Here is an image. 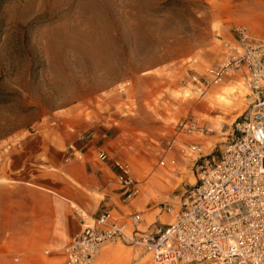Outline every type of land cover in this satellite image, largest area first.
Instances as JSON below:
<instances>
[{
	"label": "rangeland",
	"instance_id": "rangeland-1",
	"mask_svg": "<svg viewBox=\"0 0 264 264\" xmlns=\"http://www.w3.org/2000/svg\"><path fill=\"white\" fill-rule=\"evenodd\" d=\"M242 30L264 38V0H0V154H66L77 134L140 114L150 133L132 135L156 148L139 154L135 176L146 199L170 200L195 181L196 164L154 153L174 123L193 117L201 129L185 138L215 152L249 108L238 73L199 88L190 79L223 60Z\"/></svg>",
	"mask_w": 264,
	"mask_h": 264
},
{
	"label": "built area",
	"instance_id": "built-area-1",
	"mask_svg": "<svg viewBox=\"0 0 264 264\" xmlns=\"http://www.w3.org/2000/svg\"><path fill=\"white\" fill-rule=\"evenodd\" d=\"M234 73L242 77L251 99L249 108L234 118L229 139L215 152H202L197 142L185 138L201 129L185 116L161 147L194 155L195 181L170 200L155 203L157 211L144 227L138 226V210L116 216L105 209L88 218L79 212L80 229L62 247L60 264H91L107 242L142 247L150 264H264V38L247 40L242 30L223 60L190 79L199 88ZM78 154L67 144L65 160ZM98 155L105 158L103 152ZM156 163L164 164L162 155ZM113 166L122 196L138 193L140 178L129 162L113 160ZM163 212L171 213L169 221L158 219Z\"/></svg>",
	"mask_w": 264,
	"mask_h": 264
},
{
	"label": "crops",
	"instance_id": "crops-1",
	"mask_svg": "<svg viewBox=\"0 0 264 264\" xmlns=\"http://www.w3.org/2000/svg\"><path fill=\"white\" fill-rule=\"evenodd\" d=\"M139 117L135 122L134 117L105 121L77 134L72 146L79 156L66 160L65 154L43 151L0 154V264H60L62 247L80 229L79 212L88 218L105 209L116 216L138 210V226L149 222L157 202L145 198V180L139 177L138 193L124 198L113 166V160L129 161L133 174L139 175L144 164L139 154H151L146 146L156 148L149 142L144 146L132 135L150 133L147 120ZM158 150L169 156L178 154L174 147H160L154 153L160 154ZM140 252L148 253L140 246L107 242L91 264H145Z\"/></svg>",
	"mask_w": 264,
	"mask_h": 264
}]
</instances>
